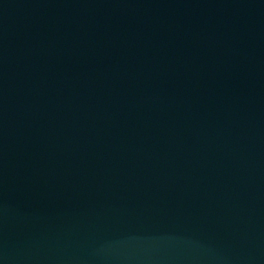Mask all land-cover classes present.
<instances>
[{
	"label": "water",
	"instance_id": "95a60500",
	"mask_svg": "<svg viewBox=\"0 0 264 264\" xmlns=\"http://www.w3.org/2000/svg\"><path fill=\"white\" fill-rule=\"evenodd\" d=\"M0 264H264V0H0Z\"/></svg>",
	"mask_w": 264,
	"mask_h": 264
}]
</instances>
